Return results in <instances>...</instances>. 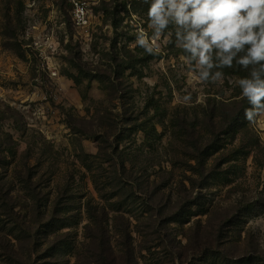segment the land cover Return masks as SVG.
Listing matches in <instances>:
<instances>
[{"label": "rangeland", "instance_id": "obj_1", "mask_svg": "<svg viewBox=\"0 0 264 264\" xmlns=\"http://www.w3.org/2000/svg\"><path fill=\"white\" fill-rule=\"evenodd\" d=\"M142 4L0 0V264H264V116L134 46Z\"/></svg>", "mask_w": 264, "mask_h": 264}, {"label": "clouds", "instance_id": "obj_2", "mask_svg": "<svg viewBox=\"0 0 264 264\" xmlns=\"http://www.w3.org/2000/svg\"><path fill=\"white\" fill-rule=\"evenodd\" d=\"M148 5L147 29L136 32L134 46L157 56L174 44L189 77L198 84L223 83L224 69H238L239 98L249 105L247 121L264 116V0H142ZM130 6V5H129ZM203 95V92H201ZM177 102L192 103L191 92ZM199 102V98H198Z\"/></svg>", "mask_w": 264, "mask_h": 264}, {"label": "built area", "instance_id": "obj_3", "mask_svg": "<svg viewBox=\"0 0 264 264\" xmlns=\"http://www.w3.org/2000/svg\"><path fill=\"white\" fill-rule=\"evenodd\" d=\"M51 10L55 11V6L64 3L69 8L71 23L75 28L87 29L91 25L93 18V8L97 6L99 0H45Z\"/></svg>", "mask_w": 264, "mask_h": 264}, {"label": "trees", "instance_id": "obj_4", "mask_svg": "<svg viewBox=\"0 0 264 264\" xmlns=\"http://www.w3.org/2000/svg\"><path fill=\"white\" fill-rule=\"evenodd\" d=\"M143 6H145L144 8H148V5L147 4H142ZM182 53V52H181ZM224 72H225V77L227 76H238V77H243L245 75H247L246 72L244 71H240L238 69H224Z\"/></svg>", "mask_w": 264, "mask_h": 264}]
</instances>
